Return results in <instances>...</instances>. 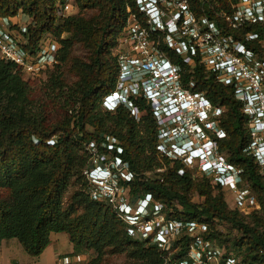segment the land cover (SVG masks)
Listing matches in <instances>:
<instances>
[{
    "label": "trees",
    "instance_id": "16d2710c",
    "mask_svg": "<svg viewBox=\"0 0 264 264\" xmlns=\"http://www.w3.org/2000/svg\"><path fill=\"white\" fill-rule=\"evenodd\" d=\"M74 1L81 12H92L93 16H62L60 10L69 0H0V18L9 20L23 13L32 19L25 33L29 50L36 51L39 43L54 37L63 49H70L75 37L81 35V43L89 52L74 87L63 82L62 72L53 76L55 87L73 103L67 100L62 120L50 126L31 117L28 82L17 64L0 56V188L9 191L7 196L0 195V245L5 239L16 238L30 256L37 257L50 244L53 233L65 232L74 247L72 255L96 252L88 264H104L108 253H126L136 264L165 263L155 243L131 236L117 212L95 201L87 191L84 170L91 157L87 143L102 141L110 134L119 140L123 149L120 156L135 174L134 180L122 182L134 199L150 193L167 212L171 209L168 217L205 222L209 225L206 239L226 246L244 264L263 263L264 230H258L256 223L264 229V177L254 157L245 151L250 140L248 118L234 89L222 85L198 64L185 67L184 80H195L196 90L226 108L222 123L231 139L223 146L229 149V161L244 169L243 176L259 197L263 215L246 217L231 209L222 192L213 195L207 179L195 180L188 170L181 174L184 166L179 161L172 165L165 157L167 170L154 177L147 175L161 165L157 160V123L150 106L142 98L135 100L138 109L146 112L139 121L126 105L114 111L101 107L104 97L116 87L118 64L112 49L126 25L128 2ZM64 32L68 36L62 38ZM58 54V59L68 61L69 54L62 55L60 50ZM193 191L204 198L202 203L192 200ZM220 221L237 227L242 236L231 244L217 229ZM188 241L187 236L178 240L182 250L172 256L173 260L184 254Z\"/></svg>",
    "mask_w": 264,
    "mask_h": 264
},
{
    "label": "built area",
    "instance_id": "2783aa9c",
    "mask_svg": "<svg viewBox=\"0 0 264 264\" xmlns=\"http://www.w3.org/2000/svg\"><path fill=\"white\" fill-rule=\"evenodd\" d=\"M126 1L128 17L118 43L119 75L115 89L104 98L105 107L114 111L123 104L140 114L135 100L144 99L157 123V150L183 166L197 163L202 172L214 176L218 189L233 194L236 209L252 215L261 208L259 198L244 178V169L229 161L223 146L229 138L222 123L226 108L196 90L195 80L186 82L184 73L185 67L198 64L234 89L248 118L245 151L264 177V0ZM64 9L69 6L60 12ZM20 14L26 21L16 27L0 18V56L36 77L56 64L59 45L49 38L36 51L26 48L25 33L32 19ZM119 143L110 135L87 143L91 155L85 169L87 191L117 212L131 236L155 243L164 264H244L226 246L205 238L207 223L168 217L166 206L150 193L134 199L122 183L134 180L135 174L120 156ZM184 236L189 237L186 251L173 260L182 250L177 242ZM74 259L72 255L62 261Z\"/></svg>",
    "mask_w": 264,
    "mask_h": 264
},
{
    "label": "rangeland",
    "instance_id": "374dc122",
    "mask_svg": "<svg viewBox=\"0 0 264 264\" xmlns=\"http://www.w3.org/2000/svg\"><path fill=\"white\" fill-rule=\"evenodd\" d=\"M68 6H69V9L68 10L64 9V11L61 13L62 16H74V15H81L85 17L93 16L92 12H90L89 14L87 12H81L79 5L74 0H69ZM58 22H60V20ZM67 36L68 34L66 32L62 34V38H65ZM82 38L83 37L81 35L76 36L74 39L75 41H73L72 47L70 49H63V45L61 41L54 37L55 41L59 45L58 52L60 50L62 51V55L63 53L69 54V58L67 62L64 63L61 59H58L56 64L47 66L41 72V74L36 77L29 76L26 73H23L22 71H20L24 79L28 82V90L26 92L28 108H29V112L31 113V117L36 122L41 123L45 126H50L52 124L57 123L58 121L62 120L64 116L65 105L67 103V100L71 101L70 102L71 104L73 103V100H70L69 96L66 93L62 92L60 89L55 87V85L53 84L52 78L54 75L62 72L63 82L69 88L74 87L75 83L79 81L80 79L79 69L82 66V63L88 61V55H89L88 50L84 47V44L81 43ZM117 41L119 43V37ZM118 43L112 49V53L116 57V59H117L118 52H119ZM62 55H60V58L62 57ZM58 58H59V54H58ZM117 64H118V61H117ZM118 75H119V69H118L117 76H116L117 79H118ZM101 107L103 111H110L105 107L104 99L102 101ZM145 114H146L145 111H141L140 114H137V113L133 114V112L131 111V115L137 121L141 120V118H143ZM110 136H113V135H110ZM228 139H231L230 136ZM228 150H226L225 152L227 158H229ZM158 154L159 155L157 157V160L161 165L156 169V171L148 172L147 174L148 176L154 177L157 172L163 173L167 170V166L163 160L165 156L161 152H158ZM173 162L174 161H172V165L174 164ZM184 170L190 171L195 180H200L203 178L207 179L212 186L213 195L214 196L217 195L219 193L218 191L222 192L226 198V201L228 202L229 207L231 209H236L234 205L233 194L228 191L218 189L216 185V180L213 175L202 172L197 163L192 164L191 166H184ZM84 175H85V170H84ZM8 194H9V191L6 188H0L1 196H7ZM190 196L192 197V200L195 202L202 203L204 201V198L200 197L199 194L195 191L190 193ZM155 201L160 202L158 200H155ZM259 203H260V200H259ZM260 206H261V203H260ZM179 209L183 211L184 207L179 206ZM170 212H171V209H169L167 213L169 214ZM255 213H258L259 215H263L262 207L259 210H257ZM252 215L250 216L246 215V217H251ZM248 220L250 221L252 220V218H249ZM122 221L126 226V230L128 231L127 223L124 220ZM216 226H217V229L224 235L223 236L224 238H229V242L231 244H233L234 240H237L238 238L242 236V232H240L237 227H234L231 223L227 221H220L217 223ZM256 227L258 230H262V231L264 230L263 227L259 225V223H256ZM232 247L235 248L234 246ZM85 255L87 256V258L83 262V264H88L90 260L96 256V252L94 250H90L86 252ZM104 264H136V261L129 258L126 253H108L105 257Z\"/></svg>",
    "mask_w": 264,
    "mask_h": 264
},
{
    "label": "crops",
    "instance_id": "0c3cea01",
    "mask_svg": "<svg viewBox=\"0 0 264 264\" xmlns=\"http://www.w3.org/2000/svg\"><path fill=\"white\" fill-rule=\"evenodd\" d=\"M24 20L19 14L8 21L15 25ZM73 251V244L65 232L53 233L50 244L37 257L30 256L18 239H5L0 245V264H83L87 258L85 253L75 255L76 259L71 263H63L62 258L72 256Z\"/></svg>",
    "mask_w": 264,
    "mask_h": 264
}]
</instances>
